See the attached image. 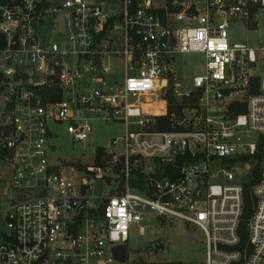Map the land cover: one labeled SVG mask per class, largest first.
<instances>
[{
	"label": "built area",
	"instance_id": "obj_1",
	"mask_svg": "<svg viewBox=\"0 0 264 264\" xmlns=\"http://www.w3.org/2000/svg\"><path fill=\"white\" fill-rule=\"evenodd\" d=\"M261 9L264 0H0V163L9 173L0 264H196L129 260L131 233L159 219L198 228L204 264H264V70L255 71L264 46L257 53L228 34L238 20L258 25ZM189 53L203 54L204 71L185 88L173 63ZM113 58L123 79L109 82ZM171 83L180 113L168 112ZM96 120L126 133L103 148V164L69 175L53 155V126L87 142ZM258 163L240 246L244 184ZM94 179L109 188L95 191Z\"/></svg>",
	"mask_w": 264,
	"mask_h": 264
},
{
	"label": "rangeland",
	"instance_id": "obj_2",
	"mask_svg": "<svg viewBox=\"0 0 264 264\" xmlns=\"http://www.w3.org/2000/svg\"><path fill=\"white\" fill-rule=\"evenodd\" d=\"M112 1L118 3V0ZM250 27H247L240 20L233 22L228 29L229 40L231 42H245L258 53L259 48L264 46V9L259 11V24ZM59 28L65 29L61 24ZM43 32L45 34L48 33L47 29H44ZM59 37L61 35H55V38ZM258 56L259 65L255 71L262 73L264 70L263 56L259 53ZM204 62V56L200 53L178 55L177 61L173 63V69L182 87H190L192 78L203 73ZM110 65L113 67V74L109 76V82L122 80L120 60L113 58L110 60ZM235 111L236 113H245L246 106L241 105ZM93 127L92 136L87 142H73L63 126H53L54 133L57 136L55 139H52V143L58 147V150L53 155L60 156L63 160L68 161L67 173L69 175H75L71 169L73 165L80 166V168L87 165L95 166L96 155L94 148L103 147L112 149V140L121 138L126 133L125 125L121 122L96 120ZM118 143L114 148L118 152H123L122 140ZM8 179V169L0 163V235L2 232L8 231L4 225V216L1 212L7 204ZM93 182L95 191H99L101 188H109V186L100 180L94 179ZM145 224L147 225V229L144 234L140 235L138 231H133L129 237L127 243L129 260L161 259L182 263H205L206 243L204 234L195 226L189 225L179 219L167 221L165 219L152 220L148 223L145 222ZM159 241L165 243L164 250H157L155 248L150 250L145 249L149 244H156Z\"/></svg>",
	"mask_w": 264,
	"mask_h": 264
},
{
	"label": "trees",
	"instance_id": "obj_3",
	"mask_svg": "<svg viewBox=\"0 0 264 264\" xmlns=\"http://www.w3.org/2000/svg\"><path fill=\"white\" fill-rule=\"evenodd\" d=\"M181 104L179 100H175L173 97V83H171V89L169 93L168 100V112L171 113L174 110H177L179 113L181 112ZM160 120V129H168L167 128V117H159ZM103 155L104 149L103 147H98L96 150V163L98 165L103 164ZM260 176V166L259 163L256 164L253 168L250 179L244 184V207L243 214L241 218V222L239 225V235H240V246L247 244L248 242V231H247V223L252 214L253 210V200L251 197V187L258 181Z\"/></svg>",
	"mask_w": 264,
	"mask_h": 264
},
{
	"label": "water",
	"instance_id": "obj_4",
	"mask_svg": "<svg viewBox=\"0 0 264 264\" xmlns=\"http://www.w3.org/2000/svg\"><path fill=\"white\" fill-rule=\"evenodd\" d=\"M234 45H241L243 46L244 44H238V43H234ZM96 62H98V60H96ZM252 66H254L255 64L252 63ZM53 149H56V146L53 147ZM157 249V250H164L165 249V243L162 241L157 242L156 244H149L148 246H146L145 249ZM115 258L120 261V262H124L126 260V256H127V247L126 245H120V246H116L113 249Z\"/></svg>",
	"mask_w": 264,
	"mask_h": 264
},
{
	"label": "snow or ice",
	"instance_id": "obj_5",
	"mask_svg": "<svg viewBox=\"0 0 264 264\" xmlns=\"http://www.w3.org/2000/svg\"><path fill=\"white\" fill-rule=\"evenodd\" d=\"M135 85L133 84V87H134Z\"/></svg>",
	"mask_w": 264,
	"mask_h": 264
},
{
	"label": "crops",
	"instance_id": "obj_6",
	"mask_svg": "<svg viewBox=\"0 0 264 264\" xmlns=\"http://www.w3.org/2000/svg\"><path fill=\"white\" fill-rule=\"evenodd\" d=\"M177 81H178V79H177Z\"/></svg>",
	"mask_w": 264,
	"mask_h": 264
}]
</instances>
